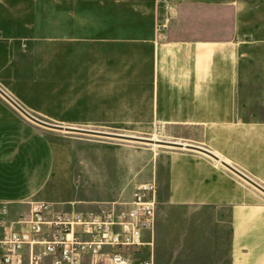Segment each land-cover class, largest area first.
I'll list each match as a JSON object with an SVG mask.
<instances>
[{"label": "crops", "instance_id": "obj_1", "mask_svg": "<svg viewBox=\"0 0 264 264\" xmlns=\"http://www.w3.org/2000/svg\"><path fill=\"white\" fill-rule=\"evenodd\" d=\"M65 1L71 12L54 23L53 53L85 62L87 101L101 118L180 131L175 139L264 187V96L255 90L264 78L254 70L264 26L251 1ZM30 122L0 95L6 223L45 201V132ZM173 148L153 163L156 219L144 238L154 263L264 264V194L220 161Z\"/></svg>", "mask_w": 264, "mask_h": 264}, {"label": "rangeland", "instance_id": "obj_2", "mask_svg": "<svg viewBox=\"0 0 264 264\" xmlns=\"http://www.w3.org/2000/svg\"><path fill=\"white\" fill-rule=\"evenodd\" d=\"M248 1L255 21L262 19L264 26V0ZM65 2L0 0V88L49 124L180 142L174 137L180 131H167L159 125L139 128L130 121L101 118L100 111L88 104L85 62H72L69 55L57 62L53 53L54 23L71 12ZM255 58V77L264 78V54ZM255 90L264 96V85ZM30 123L45 132L39 193L54 210L88 214L129 200L135 184L153 177L156 157L174 149Z\"/></svg>", "mask_w": 264, "mask_h": 264}, {"label": "built area", "instance_id": "obj_3", "mask_svg": "<svg viewBox=\"0 0 264 264\" xmlns=\"http://www.w3.org/2000/svg\"><path fill=\"white\" fill-rule=\"evenodd\" d=\"M156 196L151 179L129 200L88 214L31 201L26 216L0 221V264H155L144 237L153 234Z\"/></svg>", "mask_w": 264, "mask_h": 264}, {"label": "water", "instance_id": "obj_4", "mask_svg": "<svg viewBox=\"0 0 264 264\" xmlns=\"http://www.w3.org/2000/svg\"><path fill=\"white\" fill-rule=\"evenodd\" d=\"M0 95L6 99L11 105H13L19 112H21L26 118L31 120L32 122L39 124L44 127L56 129V130H63L66 132H76V133H83V134H92V135H98V136H114V137H120V138H125L133 141H138V142H145V143H150V144H157V145H162V146H170V147H175V148H186V149H193L200 151L209 157L220 161V163L225 166L227 169L238 175L241 179L244 181L248 182L250 185L258 189L260 192L264 194V187L247 177L245 174L241 173L239 170L234 168L233 166L229 165L223 160H220L218 156L215 154L211 153L207 149L200 147V146H195L191 144H184L181 142H173V141H164V140H157L153 141L151 138H143V137H135V136H125V135H118V134H113V133H106V132H101V131H95V130H87V129H82V128H76V127H68V126H61V125H54V124H49L46 123L33 115H31L29 112H27L23 107H21L11 96H9L5 91H3L0 88Z\"/></svg>", "mask_w": 264, "mask_h": 264}, {"label": "bare ground", "instance_id": "obj_5", "mask_svg": "<svg viewBox=\"0 0 264 264\" xmlns=\"http://www.w3.org/2000/svg\"><path fill=\"white\" fill-rule=\"evenodd\" d=\"M153 139V141H157L158 139L157 138H152ZM153 145H157V144H153Z\"/></svg>", "mask_w": 264, "mask_h": 264}]
</instances>
